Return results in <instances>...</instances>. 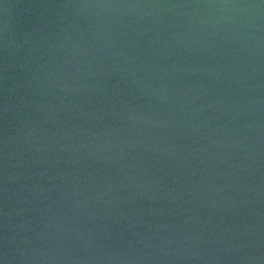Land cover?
Listing matches in <instances>:
<instances>
[{"label":"water","instance_id":"water-1","mask_svg":"<svg viewBox=\"0 0 264 264\" xmlns=\"http://www.w3.org/2000/svg\"><path fill=\"white\" fill-rule=\"evenodd\" d=\"M3 264H264V0H0Z\"/></svg>","mask_w":264,"mask_h":264},{"label":"snow or ice","instance_id":"snow-or-ice-1","mask_svg":"<svg viewBox=\"0 0 264 264\" xmlns=\"http://www.w3.org/2000/svg\"><path fill=\"white\" fill-rule=\"evenodd\" d=\"M0 264H3V262H2V261H0Z\"/></svg>","mask_w":264,"mask_h":264}]
</instances>
